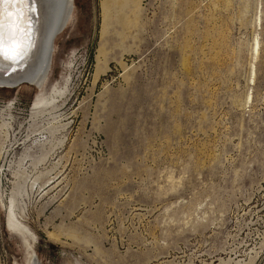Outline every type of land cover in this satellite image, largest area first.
Instances as JSON below:
<instances>
[{
	"label": "rangeland",
	"instance_id": "1",
	"mask_svg": "<svg viewBox=\"0 0 264 264\" xmlns=\"http://www.w3.org/2000/svg\"><path fill=\"white\" fill-rule=\"evenodd\" d=\"M102 1L0 86V264H264V0Z\"/></svg>",
	"mask_w": 264,
	"mask_h": 264
},
{
	"label": "bare ground",
	"instance_id": "2",
	"mask_svg": "<svg viewBox=\"0 0 264 264\" xmlns=\"http://www.w3.org/2000/svg\"><path fill=\"white\" fill-rule=\"evenodd\" d=\"M109 4L110 0H103L101 3L104 12L101 37H104L108 28ZM73 6V0H36L37 10L31 14L32 45L26 55L16 63L0 60V86L4 84L12 86L24 79L35 84L42 82L50 67L53 39L68 22L73 12ZM255 43V52H257L258 41ZM104 47L102 42L96 51L97 72L101 69L102 64L106 65L107 63ZM8 224L10 228H15L13 220L9 219ZM26 264H38L31 250H28Z\"/></svg>",
	"mask_w": 264,
	"mask_h": 264
},
{
	"label": "snow or ice",
	"instance_id": "3",
	"mask_svg": "<svg viewBox=\"0 0 264 264\" xmlns=\"http://www.w3.org/2000/svg\"><path fill=\"white\" fill-rule=\"evenodd\" d=\"M36 0H0V60L16 63L32 45Z\"/></svg>",
	"mask_w": 264,
	"mask_h": 264
},
{
	"label": "water",
	"instance_id": "4",
	"mask_svg": "<svg viewBox=\"0 0 264 264\" xmlns=\"http://www.w3.org/2000/svg\"><path fill=\"white\" fill-rule=\"evenodd\" d=\"M71 21V20H70ZM69 21V22H70ZM67 26V25H66ZM65 26V27H66ZM65 27H63L60 31H62ZM59 31V32H60ZM58 32V33H59ZM57 33V34H58ZM56 34V35H57ZM55 35V36H56ZM50 67H51V65H50ZM50 67H49V69H48V71H47V73H46V75H45V78L42 80V82L41 83H39V84H35V83H33V82H31V81H29V80H27V79H24V80H19L17 83H15V84H12V87H15V86H18V85H20L21 83H30V84H33V85H35L37 88H42L44 85H45V83H46V81H47V79H48V76H49V71H50ZM3 86H6V84H4Z\"/></svg>",
	"mask_w": 264,
	"mask_h": 264
}]
</instances>
